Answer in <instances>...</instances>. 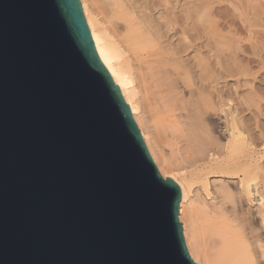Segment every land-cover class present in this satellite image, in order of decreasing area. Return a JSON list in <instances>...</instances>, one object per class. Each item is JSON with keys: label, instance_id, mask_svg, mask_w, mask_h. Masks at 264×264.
<instances>
[{"label": "water", "instance_id": "water-1", "mask_svg": "<svg viewBox=\"0 0 264 264\" xmlns=\"http://www.w3.org/2000/svg\"><path fill=\"white\" fill-rule=\"evenodd\" d=\"M79 0H0V264H195Z\"/></svg>", "mask_w": 264, "mask_h": 264}, {"label": "bare ground", "instance_id": "bare-ground-1", "mask_svg": "<svg viewBox=\"0 0 264 264\" xmlns=\"http://www.w3.org/2000/svg\"><path fill=\"white\" fill-rule=\"evenodd\" d=\"M79 2L97 55L154 165L179 188L189 258L264 264V140L258 147L234 97L222 92L223 58L237 56L232 46L224 50L237 32L229 15L240 1Z\"/></svg>", "mask_w": 264, "mask_h": 264}, {"label": "rangeland", "instance_id": "rangeland-1", "mask_svg": "<svg viewBox=\"0 0 264 264\" xmlns=\"http://www.w3.org/2000/svg\"><path fill=\"white\" fill-rule=\"evenodd\" d=\"M239 1L240 4L236 8L239 9L237 10L238 12L234 11L233 15L229 13V17H233V21L236 23L235 26L238 28H236L237 32H235V38L232 41L235 40L239 42V44L237 45V43H234L235 41H227L228 44L224 43L225 48L226 46L227 48L225 49L223 47L226 51L230 48L232 49V47L233 49L235 48L234 50L237 52H233L237 56L235 57L234 55L235 60L232 62L233 56L226 55L228 52L225 51V56H227V58H223V64H225L223 67L226 70L228 69V72H225V69L222 72L224 76V80L222 81V92L228 98L230 95H232L231 98L234 97L232 101L233 99L235 100L234 104L237 106L236 108L240 111L239 113L242 116L241 118H243L242 120H244L249 129L248 133L250 131L249 136L254 138L255 142L257 141L259 145L258 147H260L261 141L264 140V0ZM238 14H241V16L237 19V16H239ZM226 31V29H223L221 32L228 35ZM228 36L225 37L228 38ZM232 43L235 45H232ZM228 58L231 60L228 61ZM229 93L231 94L229 95ZM216 121L218 123V120ZM244 137L250 138L247 137V134ZM263 149L264 146L259 150L261 151ZM260 153L262 156L261 161L264 162V150Z\"/></svg>", "mask_w": 264, "mask_h": 264}]
</instances>
